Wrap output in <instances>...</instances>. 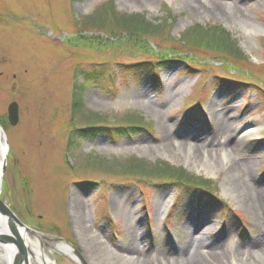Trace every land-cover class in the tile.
I'll return each instance as SVG.
<instances>
[{"label":"rangeland","instance_id":"rangeland-1","mask_svg":"<svg viewBox=\"0 0 264 264\" xmlns=\"http://www.w3.org/2000/svg\"><path fill=\"white\" fill-rule=\"evenodd\" d=\"M146 1L0 0V120L11 102L20 106L16 126L0 121V198L54 264L128 255L133 233L138 259L125 264H176L162 257L192 230L193 244L214 255L203 264H264L253 248L264 200L252 201L264 193V0H208L223 8L210 13L189 0ZM104 4L101 16L142 14L161 25L150 41L166 59L127 43L102 52L69 43L86 31L101 36L88 22ZM197 28L228 32L234 53L199 46V34L189 40ZM132 119L145 127L116 136ZM219 122L230 123V142L212 137ZM249 127L256 131L244 136ZM167 134L175 147H165ZM175 172L191 188L169 185ZM61 243L84 262L54 248Z\"/></svg>","mask_w":264,"mask_h":264},{"label":"trees","instance_id":"trees-1","mask_svg":"<svg viewBox=\"0 0 264 264\" xmlns=\"http://www.w3.org/2000/svg\"><path fill=\"white\" fill-rule=\"evenodd\" d=\"M105 8H107L106 4L102 6V9H100V11L96 15L90 17L88 22L90 25L98 28L99 31H97V33L99 32L101 36L95 34L94 32L90 33L89 31H86L87 32L86 34L81 33L80 35L77 36L78 37L77 39L74 38L70 40L69 43L75 46L83 45L84 47L97 50L98 52H102L104 50H108L112 48L119 49L123 47L124 44L127 43L128 45L126 46V48L129 50L139 49L140 51L158 57V59L161 60L166 59L167 55L163 54L162 52H159V49L157 47H154L150 41V38L152 36L160 32V30L162 29L161 25L157 26L152 24L142 14L126 15L123 17L118 13L111 11L109 14L107 13L101 16L99 13H101L102 10H104ZM108 9L109 8H107V10ZM108 20L109 21L111 20L112 23L109 24ZM197 29L193 31L192 34L189 33L190 35L188 34L189 35L188 38L189 40L191 39V37L197 39L195 35L199 34L200 37L202 35L201 37L202 41L198 43L200 44L199 46H203V47L209 46V48L211 49L228 54L232 53L234 48L236 47L235 46L236 44L234 43L232 36L223 29H209V30H203L201 28H197ZM115 41H122V44L118 45ZM172 52L173 54H178V53L180 54V52H174V50H172ZM184 53L185 52H181L180 55H183ZM140 63L138 64L144 66L147 65ZM79 87L80 89H82L81 86ZM73 106L74 108L79 106V102L76 98V94H74ZM0 121L3 127L6 128L8 125L7 119L3 118ZM127 121L124 122L125 124L117 126L116 129L117 133H115L116 136H123L125 134L135 131L136 129H143L145 127L144 125H140V123H138V120L136 119H132L128 122ZM167 170L169 171L167 174H169L172 172L173 169L169 168ZM160 171H164V169L161 168ZM173 174H174L173 177H171V179L168 181L169 185L176 186L179 192L191 188L192 186L191 181L187 179H183L181 175L179 177V174H177L176 172ZM195 186L199 190L204 189V187L201 184H196ZM195 186L193 188H195Z\"/></svg>","mask_w":264,"mask_h":264},{"label":"bare ground","instance_id":"bare-ground-1","mask_svg":"<svg viewBox=\"0 0 264 264\" xmlns=\"http://www.w3.org/2000/svg\"><path fill=\"white\" fill-rule=\"evenodd\" d=\"M140 4H147L148 2L146 0H139ZM189 2H191V6L192 9H194L197 12H203V13H210L211 11H219L222 12L223 8L219 5V4H215V3H211L208 0H189ZM237 9H235V11H233L234 14H237L238 12L236 11ZM189 125V124H188ZM230 125V123H229ZM228 124L225 125V123L223 122H219L218 123V128H217V133H215V135H213L212 137H220L222 139H224L226 142H230V138H225L223 137L224 132L228 131L230 129V126ZM191 131H195L194 128H190ZM254 131H256V128L254 129L253 127H249L244 129V136L245 135H250L251 133H253ZM219 138V139H220ZM0 143H1V159H0V195H1V190H2V181H3V177L4 175L1 177V168H2V164L4 162V160L6 159V152H7V146L5 144V140L3 138V136L0 138ZM164 142H165V147H175L177 145V142L172 139L168 134L165 135L164 138ZM183 145V144H182ZM178 147H182V146H178ZM192 148V147H191ZM195 148V147H194ZM193 149V148H192ZM213 151V150H210ZM208 153V156H211L210 154L212 152H205ZM213 154V153H212ZM242 165V164H241ZM238 163H236V161H234V164L232 165V168L236 169L238 168ZM239 168H240V164H239ZM247 169V168H246ZM264 200V193H259L256 190L253 191L252 193V201L254 203V205L258 206L259 203H261V201ZM0 233L3 235H9L12 239H15L16 236L12 235L13 233L11 232V229H9L8 227V222L6 220H1L2 215H0ZM1 222H3L1 224ZM264 223V222H262ZM2 226V227H1ZM264 226V225H262ZM4 227V228H3ZM21 233V237L23 238L25 244L28 247V264H54V260L52 258V253L51 252H47L46 250L42 249L39 244L34 243L33 241H31L29 233L28 232H22ZM185 232V230H182L181 233ZM193 230L192 233L188 234V236H186L183 240L181 241H176L177 243L180 242L179 245H176V247H174V249H170V251L168 253L170 254H166L165 256L162 257V262L165 261H172L176 264L180 263V264H203V261L205 260V256L210 257V256H214L211 255L210 252L207 253V251L203 252L202 249H200V247H205L207 246L206 243L204 242H200L199 246H195V244H193V242L195 241V235L193 234ZM131 238L133 239V242H130V246H129V252L128 255H114V257L109 256V260L105 263H100V262H96V255L92 256L95 264H125L126 261H133V260H137L138 257H135L134 254H136V252L138 251L137 247L138 244L135 242L134 240L137 241V238L135 237V233H133V235H130ZM254 244L255 247L254 250L255 252H257L260 255L264 256V229H263V234H261V236L258 237V239L256 238V240H254ZM211 245V244H208ZM54 248L56 250H62L65 253L69 254L70 256H72V250L70 246H68L67 244H56L54 246ZM108 250V249H107ZM106 250V251H107ZM102 247L99 246V255H104L107 254ZM236 255L237 251H234ZM206 253V254H203ZM239 253V252H238ZM16 254H17V249L15 247V245L12 242H6L3 244H0V264H14L16 262ZM129 256V257H127ZM223 257V256H222ZM137 258V259H135ZM225 258V256H224ZM243 259V258H242ZM246 260L243 259V262H245Z\"/></svg>","mask_w":264,"mask_h":264},{"label":"water","instance_id":"water-1","mask_svg":"<svg viewBox=\"0 0 264 264\" xmlns=\"http://www.w3.org/2000/svg\"><path fill=\"white\" fill-rule=\"evenodd\" d=\"M7 113H8V121L10 125L16 126L20 121L19 104L16 101L11 102L8 106ZM2 136L5 140L4 129L0 124V138ZM0 146H1V143H0ZM6 164H7V152H6V159L4 160L2 164V168H1V177L4 175L6 171ZM0 215H2V218H1L2 221L6 220L8 222V227L9 229H11V232L13 233L12 235L16 236L15 239H12L9 235H3L0 233V244L6 243V242H12L15 245V247H17L18 252H19L16 254V262L14 264H28V255L26 251V246L24 244L23 238L21 237L20 231L28 232L29 234H35V232L31 230L29 227H27L23 222H21V220L17 217L15 212H13L11 208L5 202L1 200V198H0ZM2 223L3 222H1V224ZM71 250L78 256V258L82 262H84L82 256L77 250H75L73 247L71 248Z\"/></svg>","mask_w":264,"mask_h":264}]
</instances>
